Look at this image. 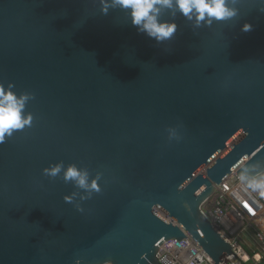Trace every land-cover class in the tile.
I'll return each instance as SVG.
<instances>
[{"label":"water","instance_id":"95a60500","mask_svg":"<svg viewBox=\"0 0 264 264\" xmlns=\"http://www.w3.org/2000/svg\"><path fill=\"white\" fill-rule=\"evenodd\" d=\"M229 6L199 27L162 9L177 31L158 43L99 0H0V83L33 96L31 126L0 143V264H161L188 238L234 255L202 207L264 173V0ZM70 165L100 190L65 181Z\"/></svg>","mask_w":264,"mask_h":264},{"label":"clouds","instance_id":"9594fccd","mask_svg":"<svg viewBox=\"0 0 264 264\" xmlns=\"http://www.w3.org/2000/svg\"><path fill=\"white\" fill-rule=\"evenodd\" d=\"M234 2V0H232ZM100 12L107 15L110 8H120L128 13L133 26L139 32H144L149 38L155 39L158 43L171 37L177 31L175 23L161 22L159 14L162 9H175L188 19H195L196 26L199 27L201 22L211 24L215 21L229 20L237 15V10L229 6V0H99ZM252 25L244 23L241 31H250ZM15 85L11 82L5 86L0 83V143L11 137L15 131L23 130L26 126H31L33 117L29 113L23 114L25 104L28 99L33 98L30 93L17 95L13 88ZM170 138H176L174 129H169ZM249 157H243L248 160ZM62 164H56L43 169V174L48 177H55L62 169ZM64 180L74 181L77 187L88 192H98L99 184L97 180L88 183V173L86 170L78 169L75 165H70L64 171ZM241 180L245 177L242 175ZM248 188L264 198V173L254 177L248 182ZM86 197H82L84 199ZM72 197H65L66 202H71ZM83 211L82 208H77ZM242 260L249 261V256L242 250L239 252ZM255 264H261L264 254L257 252L251 258ZM75 264H82L77 259ZM110 264V262H106Z\"/></svg>","mask_w":264,"mask_h":264},{"label":"built area","instance_id":"2783aa9c","mask_svg":"<svg viewBox=\"0 0 264 264\" xmlns=\"http://www.w3.org/2000/svg\"><path fill=\"white\" fill-rule=\"evenodd\" d=\"M247 185L232 176L216 187L215 193L202 207L214 230L234 250V255L219 264H255L250 257L246 262L239 255L241 250L247 253L243 243L239 242L244 236L250 237L259 252L264 254V198ZM158 258L161 264H216L208 260L209 256L192 238L180 242L163 241L159 246Z\"/></svg>","mask_w":264,"mask_h":264},{"label":"rangeland","instance_id":"374dc122","mask_svg":"<svg viewBox=\"0 0 264 264\" xmlns=\"http://www.w3.org/2000/svg\"><path fill=\"white\" fill-rule=\"evenodd\" d=\"M239 242L241 244L243 243L242 245L245 248V251L247 252V254L249 255L250 258H252L255 253L259 252L255 243L251 242L250 237L244 236L242 241L239 240ZM261 263L264 264V260L261 261Z\"/></svg>","mask_w":264,"mask_h":264}]
</instances>
